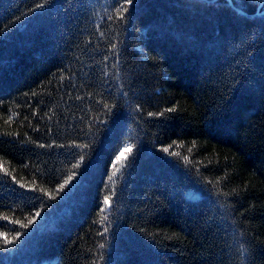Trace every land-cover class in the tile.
<instances>
[{
  "label": "trees",
  "instance_id": "16d2710c",
  "mask_svg": "<svg viewBox=\"0 0 264 264\" xmlns=\"http://www.w3.org/2000/svg\"><path fill=\"white\" fill-rule=\"evenodd\" d=\"M0 264H264V0H0Z\"/></svg>",
  "mask_w": 264,
  "mask_h": 264
},
{
  "label": "snow or ice",
  "instance_id": "6c2138e0",
  "mask_svg": "<svg viewBox=\"0 0 264 264\" xmlns=\"http://www.w3.org/2000/svg\"><path fill=\"white\" fill-rule=\"evenodd\" d=\"M125 3H127V4H132L133 3V0H125ZM174 109H168L167 111H173ZM149 116H151V115H153V113H149L148 114ZM156 115H161V113H156ZM132 151V146L131 145H129L128 147H125L124 149H122L121 150V152H120V155L119 156H117V161H120V160H123V159H126L127 158V154L128 153H130ZM164 151L165 152H167L168 151V149L167 148H165L164 149ZM185 160H187V157H185ZM69 179H71V177H69ZM68 183V181H65V184H67ZM64 185H61V187H63ZM109 197H105V199H104V203H105V205H108L109 204ZM36 216H39V213H37L36 214ZM36 219V217H33V219L32 220H29V223H32L33 222V220H35ZM25 227H27V225H25ZM17 235H20L19 233H17ZM5 242L7 243V242H9L8 240H5Z\"/></svg>",
  "mask_w": 264,
  "mask_h": 264
}]
</instances>
